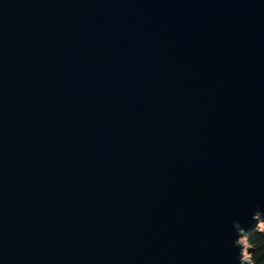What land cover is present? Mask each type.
Wrapping results in <instances>:
<instances>
[{
	"label": "water",
	"instance_id": "water-1",
	"mask_svg": "<svg viewBox=\"0 0 264 264\" xmlns=\"http://www.w3.org/2000/svg\"><path fill=\"white\" fill-rule=\"evenodd\" d=\"M264 209V0H0V264H238Z\"/></svg>",
	"mask_w": 264,
	"mask_h": 264
},
{
	"label": "clouds",
	"instance_id": "clouds-1",
	"mask_svg": "<svg viewBox=\"0 0 264 264\" xmlns=\"http://www.w3.org/2000/svg\"><path fill=\"white\" fill-rule=\"evenodd\" d=\"M254 222L250 228H245L240 222H233L236 239L233 247L239 249L238 264H259L260 257L257 249L261 243L260 237H264V209L257 207L252 213Z\"/></svg>",
	"mask_w": 264,
	"mask_h": 264
},
{
	"label": "trees",
	"instance_id": "trees-1",
	"mask_svg": "<svg viewBox=\"0 0 264 264\" xmlns=\"http://www.w3.org/2000/svg\"><path fill=\"white\" fill-rule=\"evenodd\" d=\"M261 243L257 249L258 255L260 257L259 264H264V237H260Z\"/></svg>",
	"mask_w": 264,
	"mask_h": 264
}]
</instances>
